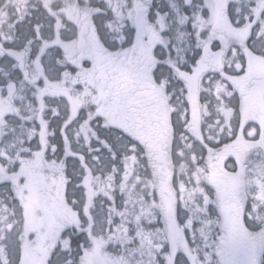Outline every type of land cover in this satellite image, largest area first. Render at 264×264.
<instances>
[{
    "label": "snow or ice",
    "instance_id": "1",
    "mask_svg": "<svg viewBox=\"0 0 264 264\" xmlns=\"http://www.w3.org/2000/svg\"><path fill=\"white\" fill-rule=\"evenodd\" d=\"M0 65V264H264V0H0Z\"/></svg>",
    "mask_w": 264,
    "mask_h": 264
},
{
    "label": "flooded vegetation",
    "instance_id": "2",
    "mask_svg": "<svg viewBox=\"0 0 264 264\" xmlns=\"http://www.w3.org/2000/svg\"><path fill=\"white\" fill-rule=\"evenodd\" d=\"M0 67H2V66H0ZM249 111H253V112H254V111H257V106H256L255 104L250 105V106H249ZM211 131H215V129H212ZM110 248H112L111 245H109L108 248H107L106 250L108 251Z\"/></svg>",
    "mask_w": 264,
    "mask_h": 264
},
{
    "label": "rangeland",
    "instance_id": "3",
    "mask_svg": "<svg viewBox=\"0 0 264 264\" xmlns=\"http://www.w3.org/2000/svg\"><path fill=\"white\" fill-rule=\"evenodd\" d=\"M0 66H2V67H3L4 65H0ZM111 250H112V248H110L108 251H111Z\"/></svg>",
    "mask_w": 264,
    "mask_h": 264
}]
</instances>
